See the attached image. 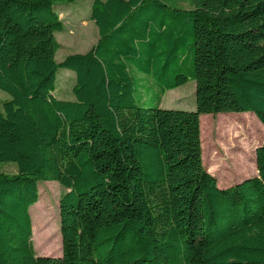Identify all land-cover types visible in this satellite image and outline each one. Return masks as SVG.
<instances>
[{"label": "trees", "instance_id": "obj_1", "mask_svg": "<svg viewBox=\"0 0 264 264\" xmlns=\"http://www.w3.org/2000/svg\"><path fill=\"white\" fill-rule=\"evenodd\" d=\"M73 1L0 0V166H17L0 171V264H264V144L258 175L220 188L200 128L249 112L264 126V0H93L98 42L58 63L55 7ZM59 69L76 74L72 101L54 95ZM136 78L155 107L137 104ZM189 80L195 112L162 109ZM49 181L67 190L60 257L32 239Z\"/></svg>", "mask_w": 264, "mask_h": 264}, {"label": "rangeland", "instance_id": "obj_2", "mask_svg": "<svg viewBox=\"0 0 264 264\" xmlns=\"http://www.w3.org/2000/svg\"><path fill=\"white\" fill-rule=\"evenodd\" d=\"M93 0H76L57 5L55 10L63 23V31L56 32L55 38L60 45L56 53V62H62L67 56L88 52L99 39L98 29L91 20ZM176 6V0H169ZM180 5L189 6L188 0ZM188 74V69H185ZM148 83L151 79L148 78ZM143 83V82H142ZM136 78L135 98L137 104L146 108L155 107L159 102V92L152 84H142ZM76 74L67 69H59L57 73L54 95L63 101L75 99L73 88ZM196 83L194 80L179 88L168 91L161 96L160 107L168 110L195 112ZM10 96L0 90V112L3 102ZM228 116L241 117L234 122L242 126L232 128L226 125ZM246 121V122H245ZM247 124L246 129L243 125ZM233 125V124H232ZM202 160L205 169L218 181L220 188L231 187L244 179L258 175L256 166V149L264 144V126L254 113H222L218 115H202L200 117ZM0 171L7 175H15L17 166L14 163L3 164ZM39 201L30 208L33 217V243L38 256L60 257V200L67 192L57 182L38 183Z\"/></svg>", "mask_w": 264, "mask_h": 264}, {"label": "water", "instance_id": "obj_3", "mask_svg": "<svg viewBox=\"0 0 264 264\" xmlns=\"http://www.w3.org/2000/svg\"><path fill=\"white\" fill-rule=\"evenodd\" d=\"M260 147H261V146H260ZM258 148H259V147H258ZM258 148H257V149H258ZM257 149H256V151H257Z\"/></svg>", "mask_w": 264, "mask_h": 264}]
</instances>
